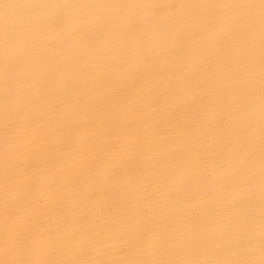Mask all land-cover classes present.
<instances>
[{"label":"bare ground","instance_id":"6f19581e","mask_svg":"<svg viewBox=\"0 0 264 264\" xmlns=\"http://www.w3.org/2000/svg\"><path fill=\"white\" fill-rule=\"evenodd\" d=\"M0 264H264V0H0Z\"/></svg>","mask_w":264,"mask_h":264}]
</instances>
